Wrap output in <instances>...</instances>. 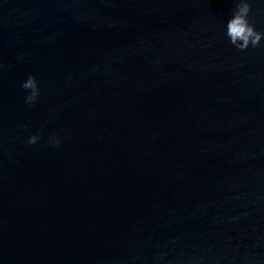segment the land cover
<instances>
[{"label":"water","instance_id":"1","mask_svg":"<svg viewBox=\"0 0 264 264\" xmlns=\"http://www.w3.org/2000/svg\"><path fill=\"white\" fill-rule=\"evenodd\" d=\"M235 4L0 0V264H264V38L229 42Z\"/></svg>","mask_w":264,"mask_h":264},{"label":"clouds","instance_id":"2","mask_svg":"<svg viewBox=\"0 0 264 264\" xmlns=\"http://www.w3.org/2000/svg\"><path fill=\"white\" fill-rule=\"evenodd\" d=\"M251 5L249 0H236L235 7L232 9L231 17L226 22V35L229 42L238 50L244 51L251 45L253 48L260 46L264 32L258 31L255 26L249 22ZM20 87L26 91L24 102L31 106L39 96V87L36 79L29 74L21 83ZM38 135H30L26 143L35 144L38 141ZM52 146H58L60 139L57 135L49 138Z\"/></svg>","mask_w":264,"mask_h":264}]
</instances>
